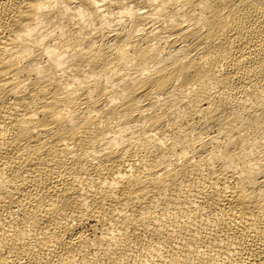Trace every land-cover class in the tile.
I'll return each instance as SVG.
<instances>
[{
  "label": "bare ground",
  "instance_id": "1",
  "mask_svg": "<svg viewBox=\"0 0 264 264\" xmlns=\"http://www.w3.org/2000/svg\"><path fill=\"white\" fill-rule=\"evenodd\" d=\"M0 264H264V0H0Z\"/></svg>",
  "mask_w": 264,
  "mask_h": 264
}]
</instances>
